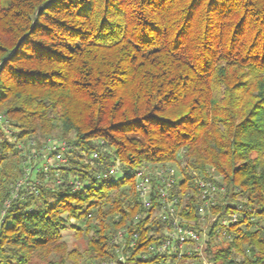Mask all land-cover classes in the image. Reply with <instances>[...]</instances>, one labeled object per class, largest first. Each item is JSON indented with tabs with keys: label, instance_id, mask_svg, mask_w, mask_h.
<instances>
[{
	"label": "trees",
	"instance_id": "1",
	"mask_svg": "<svg viewBox=\"0 0 264 264\" xmlns=\"http://www.w3.org/2000/svg\"><path fill=\"white\" fill-rule=\"evenodd\" d=\"M0 114V264H163L134 178L167 163L183 195L193 173L226 186L213 214L242 207L211 262L264 264V0H0ZM50 138L69 146L50 171L18 148Z\"/></svg>",
	"mask_w": 264,
	"mask_h": 264
},
{
	"label": "built area",
	"instance_id": "2",
	"mask_svg": "<svg viewBox=\"0 0 264 264\" xmlns=\"http://www.w3.org/2000/svg\"><path fill=\"white\" fill-rule=\"evenodd\" d=\"M0 127L10 135V128L5 116L0 114ZM36 144L30 142L27 146L18 143V148L24 150L29 157L42 155L43 168L50 171L60 164L66 163L65 152L69 146L66 141L48 139L36 150ZM28 150L31 153H27ZM98 154H93L94 159H98ZM117 166L109 168L100 176L108 178L117 174ZM28 172L30 170H27ZM27 172V173H28ZM195 175V183L191 190L182 194L178 187V182L182 179L177 166L174 164L145 165L135 173L134 190L139 201L142 213L138 214L136 220L151 215V224L159 222L162 227V236L157 242L148 246V252L155 256H164L163 264H213L209 258V249L215 246L226 247L233 241L230 227L237 224L240 218L241 206L239 210L232 209L227 213L213 214L212 208L219 202L226 205V186L219 185L213 180L203 179L198 174ZM29 174H26L28 178ZM60 183V182H59ZM24 181L18 183L12 192L14 198L18 196V191ZM81 184L76 183V188ZM36 184H29L28 190L38 194ZM195 196L197 220H190L183 216V211H187V200ZM11 205V199L6 201L5 210L2 217ZM1 217V218H2ZM91 217V215H89ZM126 230H120L114 238L116 244L125 245ZM137 235H135L136 239ZM135 245V240L131 246ZM147 259L146 255H142ZM128 257L119 252V261L126 263ZM238 259H236L237 261ZM102 264H116L115 261H104Z\"/></svg>",
	"mask_w": 264,
	"mask_h": 264
},
{
	"label": "rangeland",
	"instance_id": "3",
	"mask_svg": "<svg viewBox=\"0 0 264 264\" xmlns=\"http://www.w3.org/2000/svg\"><path fill=\"white\" fill-rule=\"evenodd\" d=\"M50 182V180H49ZM51 183V182H50ZM64 234V240L68 243L69 246L72 245H82L81 242H83L84 240H78L73 234L72 230H67L63 232Z\"/></svg>",
	"mask_w": 264,
	"mask_h": 264
}]
</instances>
